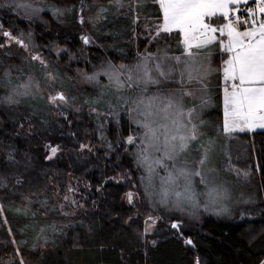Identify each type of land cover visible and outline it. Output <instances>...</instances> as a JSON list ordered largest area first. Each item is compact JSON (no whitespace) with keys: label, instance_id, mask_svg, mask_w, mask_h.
Wrapping results in <instances>:
<instances>
[{"label":"snow or ice","instance_id":"obj_1","mask_svg":"<svg viewBox=\"0 0 264 264\" xmlns=\"http://www.w3.org/2000/svg\"><path fill=\"white\" fill-rule=\"evenodd\" d=\"M0 8L14 11L17 16L22 14L21 18L29 21L40 18L45 12L56 18L69 11L77 12L75 6L62 8L46 3V0H0ZM93 8L95 14L86 21L85 9L91 11ZM121 15L130 19L137 28L142 27L145 43L155 44L156 49L145 48L132 63L116 65L108 61L91 75L78 73L85 81L96 84L100 83V77H107L109 85L114 84L119 93L113 101L107 100L105 93L101 92L95 99L85 100L84 103L89 104L90 111L96 112L97 118L102 115L99 108L102 103L107 105L104 116H118L115 109L123 106L133 130L121 146L127 145L124 151L132 153L137 169L142 171L140 187L143 191L139 195L154 210L163 208L191 218H197L201 209L204 212L211 210L218 216H231L233 186L221 177L222 169L218 167L220 134L230 136L238 132L264 130V0H93L92 4L81 0L78 22L98 27L112 22L110 16ZM0 36L3 37L0 39V50H3L0 58L10 56L13 44L29 52L31 32L27 33L26 42L25 33L15 35L0 25ZM81 39L85 45L92 42L88 36ZM173 40L174 46L171 44ZM161 43L165 46L161 47ZM64 51H57L56 56ZM29 55L32 61L38 62L41 78L28 72L23 73L26 79L14 83L12 68H6L0 78V89L5 90L0 96V106L11 109L19 106L24 99L44 100V87L60 82V73L42 55L31 52ZM213 79L215 87L222 92L223 101V123L217 126L215 137L207 131L208 125L202 119L204 109L213 100L210 95ZM46 100L56 110V115L64 120L68 119L65 109L77 103L75 97L63 90L49 91ZM80 110L75 107L76 112ZM40 111L34 104L33 111L26 118L29 127H34L32 118L39 120L41 125L48 123L40 116ZM19 126L23 128L25 125L20 123ZM102 128L103 122L98 130L100 139L104 140ZM107 143L111 150L113 145ZM77 147L80 153L93 151L90 143L80 142ZM48 148L50 154L46 159L52 160L60 151V146L49 145ZM7 160L18 163L11 151L7 153ZM229 161L230 158L225 160L226 168L223 170L234 171L237 178L243 176L247 179L251 175L249 171L241 173L239 169H233ZM255 170L264 171V168L257 167ZM110 179L120 182L115 177ZM23 183L17 175L13 184L12 177L0 171V190H3L4 196L17 195L16 186ZM73 190L69 188V191ZM125 195L127 203L134 206L138 194L128 192ZM23 199L27 206L15 211L28 215L34 201L29 196ZM64 199L67 201L68 197ZM38 202L47 212L48 200L45 198ZM253 202L251 197L235 201L236 204ZM71 204L83 207L75 200ZM60 211L65 216L69 215L63 206ZM4 214L5 206L0 202V216ZM161 219V216L151 214L145 219L141 237L146 244L149 229L155 228ZM4 222L7 223V220ZM183 223L182 219L171 222V228L181 236ZM58 232L63 235V227L46 225L39 229L29 249L39 257L38 264H42L43 251L49 243L56 244ZM8 234L12 238L5 243L13 245V249L7 260L0 258V264H26L21 250L26 241L17 240L11 228ZM259 235H264V230ZM258 238L257 233L251 232L247 240L252 243ZM151 243L155 245L156 241ZM185 243L195 247L192 239H186ZM195 264L203 262L197 258ZM258 264H264V258H260Z\"/></svg>","mask_w":264,"mask_h":264},{"label":"trees","instance_id":"obj_2","mask_svg":"<svg viewBox=\"0 0 264 264\" xmlns=\"http://www.w3.org/2000/svg\"><path fill=\"white\" fill-rule=\"evenodd\" d=\"M85 2L92 4L93 0ZM46 3L68 9L75 6L77 12H67L63 20L45 12L39 19L27 21L7 8H0V25L15 35L31 32L38 53L60 75L62 72L69 75L76 65L90 70L104 61L132 63L145 48L156 49L155 44L145 43L143 28H137L123 15L110 16L112 22L93 27L87 22L84 25L78 22L81 0H46ZM92 13L95 8L85 9V18ZM143 19L142 16L141 22ZM82 36L90 37L91 44H96L85 45ZM171 44L174 46L175 41ZM61 49L66 51L57 57L56 52ZM23 56L17 59L18 64L22 63ZM72 56H77L79 62L68 64ZM0 60L5 61V57ZM23 73L27 72L23 69ZM216 89L212 91L214 106L203 114L206 124L212 126H218L223 120L222 96ZM4 91L0 89V96ZM101 92L109 101L117 95L107 87L88 89L83 94L95 99ZM34 104L41 109L40 116L48 121L46 125L32 118L34 127H29L26 118ZM100 105V110H107L106 104ZM120 109L125 113L124 108ZM66 113L67 120L56 113L52 115L44 100H24L11 109L0 106V171L9 174L13 184L17 175L24 181L16 186L15 196L6 197L0 190V202L5 206V218L0 216V258L7 260L12 252L13 245L5 243L12 238L8 234L11 228L17 240L26 241L21 246L26 264H38L39 257L29 249L39 229L46 225L63 227L64 234L58 232L56 244L49 243L43 251L42 264H195L197 258L203 264H258V260L264 258V235H259L264 230V171L255 170L264 168V130L231 134L220 155L225 167V160L230 158L233 169L251 173L244 179L243 176L237 178L234 171L229 172L242 187L243 196H250L253 203L239 204L230 217L204 214L197 223L185 221L180 230L183 236L171 228V222L178 219L177 214L163 220V212L157 213L162 219L148 233L146 244L141 237L143 218L155 213L147 210V202L139 195L143 191L140 187L142 171L137 169L132 153L124 151L127 145L121 146L133 130L129 118L124 114L119 122L112 117L97 118L84 106L79 113L69 110ZM101 122L104 140L100 139L98 130ZM20 123L25 126L21 128ZM80 142L90 143L93 151L80 153L77 147ZM107 142L113 145L111 150ZM49 145L60 146L52 160L46 159L50 154ZM10 151L18 163L7 160ZM112 177L120 182L110 179ZM70 187L74 190L69 191ZM128 192L138 194L134 206L125 201ZM24 196L34 201L28 215L15 211L27 206ZM45 198L47 212L38 202ZM73 200L83 207L71 204ZM61 206L69 215L61 213ZM129 217L132 220L129 221ZM251 232L257 233L259 238L249 243L247 237ZM186 239H192L195 247L187 245ZM152 240L156 241L155 245Z\"/></svg>","mask_w":264,"mask_h":264},{"label":"rangeland","instance_id":"obj_3","mask_svg":"<svg viewBox=\"0 0 264 264\" xmlns=\"http://www.w3.org/2000/svg\"><path fill=\"white\" fill-rule=\"evenodd\" d=\"M14 13V11H12ZM15 14V13H14ZM43 13H41L42 15ZM95 13H92L88 16H86L85 20L87 21L88 17L89 16H92L94 15ZM22 16V14H21ZM67 16V13L61 17H59L61 20H63L65 17ZM39 18H35L33 20H37ZM27 20V19H26ZM29 21V20H27ZM25 41L27 42V35H25ZM91 44V43H90ZM96 43L94 44H91V45H95ZM14 45V48H11L13 49L14 52H12L10 54L9 57H5V61L3 60H0V78L3 77V73H4V70L8 67H11L12 68V79H13V82L14 83H20L21 81H23L24 79H26V76L23 74V69L28 73V72H31L33 75H36L37 78H41L42 74L40 73L39 69H40V66L38 64V62L36 61H32L30 59V55H29V52H31L32 54H36L38 53L37 49H36V46L34 44V41L33 39L31 40V45H30V49H29V52H25L24 49L20 48L19 46ZM153 50V49H152ZM154 51V50H153ZM24 54V58L20 61L22 62L21 64H18L19 62H17V59H19L21 57V55ZM40 54V53H39ZM41 55V54H40ZM79 60V59H78ZM77 60V56H72L71 58H69V61H68V64H70L71 62H79ZM71 61V62H70ZM36 62V63H35ZM107 61H104L103 63L101 64H105ZM100 64V65H101ZM22 65H24L22 67ZM116 65H119V64H116ZM21 66V67H19ZM50 66H52L50 64ZM100 66H97V67H94V68H91L90 70H87L86 68H84L83 66H77L76 67H73L72 70L70 71V74H66L65 72H62V74L60 75V82H57V83H51L50 87L46 86L44 87V93H45V103H46V106H48V108H50V113L53 112L52 115H55L56 113V110L54 108L51 107V105H49L47 103V100H46V96H47V93L49 91H53L55 92L56 90H63L67 95L69 96H72V97H75L76 98V101L77 103L75 104L74 107L72 108H66L65 111H73V112H76L75 111V107H79L81 110H82V107H87V111H90V106H88V104L84 103L85 100H88V97L84 96L83 92L85 93L88 89H94V90H98L99 87H107V88H111L112 91L114 93H116L117 95L119 93L116 92V86L114 84L112 85H109V81H108V78L107 77H100V83L99 84H96L95 82H87L84 80V78L79 75L78 73L80 72H87L89 75H91L93 73V71L99 69ZM50 70H51V67H50ZM18 74V75H17ZM44 79H46V77H44ZM215 84H216V81L213 79L212 81V86L210 88V95H212V91L213 89H215ZM218 93H221V96H222V92H219L218 89H216ZM215 91V90H214ZM213 91V92H214ZM24 100H31L33 101L32 99H24ZM21 102V104L23 103V101ZM101 106V105H100ZM214 104H213V100L212 102L210 103L209 106H207L203 113H202V119L204 118L203 117V114L205 111H207L209 108L213 107ZM118 107V106H117ZM120 108H123L122 105H120L119 108H116L115 111H117L119 113L118 116L116 115H112V114H108L107 116H104L103 113L106 112V110H100L101 112V117L102 118H106V117H112L116 122H119V120L121 119V115L124 114L126 115L125 113H123V111H121L122 109ZM81 110L79 112H81ZM77 112V113H79ZM92 114H96V112H92L90 111ZM97 115V114H96ZM222 116H223V101H222ZM127 118H129L127 115H126ZM204 120V119H203ZM223 123V120L222 122H219L218 126L219 125H222ZM259 131H263L262 129H257ZM207 131L213 136L215 137L217 135V132H218V128H217V125L216 126H212V125H208V128H207ZM228 136H224L223 134H220V144H219V151H220V155L222 154L223 150V144H225L226 142V138ZM195 152L193 153V156H195ZM218 167L222 169L221 171V177L224 178V179H227L230 184L233 186V196H234V200H233V204H232V214L234 213L235 210H237V208L239 207V204H236L235 201L240 199L241 197H243L244 199L246 197H250V196H246L244 197L243 195V192H242V187L239 186L238 184H236V182L234 181V179L232 178V176L230 174L233 175V173H229L228 171L226 170H223L225 169L226 167L224 166V164L221 162V158H219V161H218ZM163 174V173H161ZM235 175V174H234ZM236 176V175H235ZM234 176V177H235ZM138 199L135 197V202L137 201ZM145 200V199H144ZM125 201L127 202V199L125 197ZM146 201V200H145ZM147 202V201H146ZM147 210L148 211H151L153 212L154 216H158L156 215L157 213H160V212H163V220H165L166 218L165 217H168L169 215H175L177 214L178 215V219H182L184 222H193V223H197L198 220H200V217L202 215H207L208 217L209 216H213L215 218H220V217H230V216H227V215H216L214 214L211 210L208 211V212H204L203 209L200 210V215L197 217V218H191L189 217L187 214H179V213H174V212H169L167 211L166 209H163V208H159L158 210H154L153 207L147 202ZM50 206V205H49ZM54 207V206H53ZM61 208V207H60ZM148 216V215H147ZM144 217L143 218V223H144V228H145V219L147 218ZM2 218H5V214L2 216ZM177 219V218H176ZM158 222V221H157ZM151 223V222H149ZM152 230V228L149 229V232Z\"/></svg>","mask_w":264,"mask_h":264},{"label":"crops","instance_id":"obj_4","mask_svg":"<svg viewBox=\"0 0 264 264\" xmlns=\"http://www.w3.org/2000/svg\"><path fill=\"white\" fill-rule=\"evenodd\" d=\"M256 131H259V130H256ZM239 133V132H238Z\"/></svg>","mask_w":264,"mask_h":264}]
</instances>
